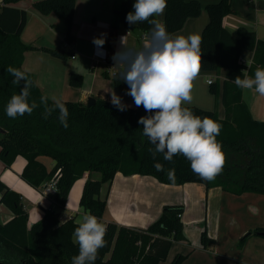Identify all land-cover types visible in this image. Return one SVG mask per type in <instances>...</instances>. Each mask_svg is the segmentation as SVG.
<instances>
[{
    "label": "trees",
    "instance_id": "16d2710c",
    "mask_svg": "<svg viewBox=\"0 0 264 264\" xmlns=\"http://www.w3.org/2000/svg\"><path fill=\"white\" fill-rule=\"evenodd\" d=\"M17 1L4 0V4ZM75 2L41 0L33 4L40 14H54L59 19L64 26V41L68 44L74 41L71 29ZM204 10L208 23L201 33L203 55L200 72L224 71L220 101L225 116L220 119L216 111L184 106L194 114L210 117L223 126L217 139L223 146L227 161L222 174L215 180L205 181L194 174L190 162L182 155L174 156L171 162L165 160L162 153H157L153 159L149 149L154 150L155 146L142 134L143 125L138 123L141 116L148 115L142 106L120 111L108 100L96 99L90 107L80 102L63 101L69 111L67 129L57 119L58 112L44 119L43 106L31 115L16 119L7 117L5 107L13 94H19L23 82L12 84L13 77L5 70L8 66L22 69L24 53L34 48L20 40L26 12L6 5L0 6V162L6 169H11L16 159L22 157L25 163L20 179L41 194L45 185L55 178V190L49 197L52 204L61 210L65 208L75 181L85 178L79 208L91 210L99 219L106 206V199L101 198V189L111 183L116 173L150 176L167 185L200 183L207 189L219 187L234 195H264V122L252 118L242 101L241 88L234 83L236 76L243 78L245 73L252 76L251 71L256 66L264 68V40H257L254 33L245 29H239L237 37H233L223 28V18L233 13L231 0L208 4ZM130 11H133L131 0H121L116 12L117 22L132 27L126 21ZM201 12L198 1L167 0L163 23L172 34L180 30L187 19L196 18ZM137 26L144 34H150L152 25L148 22ZM44 51L58 59L67 58L59 48ZM244 51L254 52L252 65L246 71L238 62ZM29 78L32 81L29 99L39 103L44 94L30 75ZM69 82L80 87L82 78L72 74ZM210 92L219 98L216 85L210 86ZM40 157L53 162L49 170L39 160ZM156 163L163 166V171L156 170ZM169 170H173L171 178ZM1 205L12 212L13 218L6 224L0 223V263L71 264V258L78 254V245L73 241L77 226L74 218L61 222L52 207H48L29 226L21 196L0 180ZM183 210L181 205L163 206L159 218L146 229L105 223L107 243L99 250L95 264H159L164 261L173 242L184 240ZM260 232L264 229L247 232L240 238L239 247L249 236ZM212 243L204 230L199 246L206 249ZM183 260V256H176L171 264H181Z\"/></svg>",
    "mask_w": 264,
    "mask_h": 264
},
{
    "label": "crops",
    "instance_id": "0c3cea01",
    "mask_svg": "<svg viewBox=\"0 0 264 264\" xmlns=\"http://www.w3.org/2000/svg\"><path fill=\"white\" fill-rule=\"evenodd\" d=\"M38 1L41 0H18L4 4V0H0V6L6 5L26 12L20 40L34 49L24 53L22 70H30L28 74L40 92L50 100L55 96L62 101L86 104L89 97L111 101V91H114L128 108L135 109L132 97L127 95L128 85L120 79V68L115 66L112 57L124 46L139 49L148 41L142 39L144 33L138 28V23L126 27L117 22L116 12L121 0H76L71 29L74 37L72 44L64 41V26L54 14L43 15L33 8V4ZM195 1L202 7L200 16L187 19L183 27L171 35H201L208 23L204 7L220 0ZM131 3L133 6L135 0H131ZM231 9L233 13L222 20L223 28L231 36L237 37L238 30L245 29L254 33L257 40H264V0H231ZM156 19L163 23L164 14ZM94 38L105 40L102 48L93 44ZM55 48L61 49L67 58L58 59L44 51ZM253 57V51H244L239 57L245 61V71L252 65ZM256 69L257 66L252 69V76ZM72 74L82 78L80 87L70 85ZM209 79L213 81L211 85L217 86L218 99L210 92ZM223 80L224 71L200 72L194 81L192 102L185 106L216 111L218 117L223 119L225 111L220 101ZM241 97L252 118L264 122V96L241 89ZM39 160L47 170L53 164L46 157H40ZM24 163V159L18 157L12 168L6 169L0 162V180L21 196L22 208L29 218L28 225L36 222L46 207H52L61 222L70 218L75 221L79 219V200L85 178L75 181L65 208L61 210L52 204L50 195L45 197L20 179ZM101 198L106 199L100 219L103 223L113 222L134 229H146L159 218L165 205L183 206L181 222L184 240L173 242L166 259L159 264L168 260V264H171L176 256L184 257L181 264H264V237L252 235L242 247L238 245L240 238L247 232L264 229L262 194L234 195L219 187L207 189L200 183L167 185L150 176H123L116 173L111 183L101 189ZM12 218V212L1 205L0 223L6 224ZM204 230L213 241L206 249L199 246L200 235Z\"/></svg>",
    "mask_w": 264,
    "mask_h": 264
},
{
    "label": "clouds",
    "instance_id": "9594fccd",
    "mask_svg": "<svg viewBox=\"0 0 264 264\" xmlns=\"http://www.w3.org/2000/svg\"><path fill=\"white\" fill-rule=\"evenodd\" d=\"M167 0H135L134 11L127 13L129 24L148 22L152 25L148 42L139 49L123 47L112 59L120 68V79L128 85L127 95L131 96L136 107H143L148 115L141 116L138 123L143 125L142 134L155 146L149 149L155 159L162 153L171 162L174 156L182 155L190 162L191 170L202 180L213 181L222 174L227 156L217 137L222 124L210 117H201L184 105L192 102L194 81L201 71L202 36L197 33L171 35L166 25L153 17L162 16ZM122 38V43H123ZM105 40L94 38L93 44L102 48ZM103 55L102 52H98ZM13 79L12 84L23 86L19 94L9 99L5 113L10 119L31 115L43 106L42 116L48 119L58 112L60 124L68 128L69 111L58 97L42 95L39 103L29 99L32 81L28 71L8 66L5 70ZM234 83L238 88L255 91L264 96V68H257L253 76L246 73L243 78L236 76ZM111 103L120 111L128 105L111 91ZM163 171L160 163L154 165ZM173 170H169L171 178ZM80 218L76 220L73 241L78 245V254L71 258V264H95L99 250L106 246L107 225L91 210L79 209Z\"/></svg>",
    "mask_w": 264,
    "mask_h": 264
},
{
    "label": "built area",
    "instance_id": "2783aa9c",
    "mask_svg": "<svg viewBox=\"0 0 264 264\" xmlns=\"http://www.w3.org/2000/svg\"><path fill=\"white\" fill-rule=\"evenodd\" d=\"M142 39L148 41V40H149V35L144 34V35L142 36ZM238 62H239L240 64H242V65L245 64V61H244L242 58H239ZM207 83H208L209 85H211V84L213 83V81H212L211 79H209V80L207 81ZM55 184H56V179H55V178L51 179V180L45 185V187L43 188V193H42V195L52 194V193L54 192V190H55Z\"/></svg>",
    "mask_w": 264,
    "mask_h": 264
},
{
    "label": "water",
    "instance_id": "95a60500",
    "mask_svg": "<svg viewBox=\"0 0 264 264\" xmlns=\"http://www.w3.org/2000/svg\"><path fill=\"white\" fill-rule=\"evenodd\" d=\"M94 103H95V99H94V98H91V97L87 98V100H86V105H87L88 107L92 106ZM259 236L264 237V232H260V233H259ZM0 264H2V263H0Z\"/></svg>",
    "mask_w": 264,
    "mask_h": 264
},
{
    "label": "rangeland",
    "instance_id": "374dc122",
    "mask_svg": "<svg viewBox=\"0 0 264 264\" xmlns=\"http://www.w3.org/2000/svg\"><path fill=\"white\" fill-rule=\"evenodd\" d=\"M48 161H50V159L49 158H46ZM48 195H51V194H46V195H44L45 197H47ZM48 207H46L45 209H47ZM44 209V210H45ZM60 215V214H59ZM58 216V215H57ZM59 217V216H58ZM60 218V217H59ZM169 261V260H168ZM168 261L167 262H163V264H168Z\"/></svg>",
    "mask_w": 264,
    "mask_h": 264
}]
</instances>
